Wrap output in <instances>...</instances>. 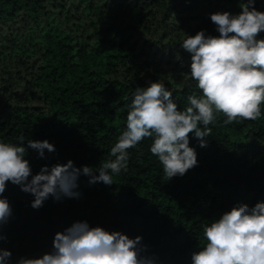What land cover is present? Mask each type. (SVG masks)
Instances as JSON below:
<instances>
[{"label":"trees","instance_id":"1","mask_svg":"<svg viewBox=\"0 0 264 264\" xmlns=\"http://www.w3.org/2000/svg\"><path fill=\"white\" fill-rule=\"evenodd\" d=\"M254 6L264 10V0ZM224 10L238 13L239 0H0V139L23 132L55 145L44 158L28 149L33 174L68 159L99 167L137 85L163 80L181 109L199 92L180 43L200 29L219 35L209 13ZM210 127L206 147L189 133L199 163L183 176L166 180L146 137L113 184L81 174L78 198L50 196L33 208L31 193L6 182L12 214L0 248L11 251L10 264L50 252L54 233L76 220L142 235L144 254L161 264H189L205 243L204 223L235 202L264 200V116L225 123L220 113Z\"/></svg>","mask_w":264,"mask_h":264},{"label":"clouds","instance_id":"2","mask_svg":"<svg viewBox=\"0 0 264 264\" xmlns=\"http://www.w3.org/2000/svg\"><path fill=\"white\" fill-rule=\"evenodd\" d=\"M255 3L239 0L238 13H209L219 35L208 34L205 29L194 35L185 33L180 47L190 54L188 72L199 92L188 94L186 107L181 109L163 80L137 85L125 106V128L110 147V158L99 167H77L68 159L43 165L33 174L25 158L28 149L44 158L45 150L54 152L55 145L48 139L26 138L23 132L16 142L0 139V225L12 214L3 195L6 182L31 193L33 208L41 207L50 196L78 198L81 174L88 176L89 184H113V176L128 169L129 149L146 137L151 138L149 151L168 180L183 176L199 163L189 133L206 147L212 133L210 125L218 114L224 115L225 123L264 116V37L259 36L264 31V10L257 9ZM202 230L205 243L191 251L189 264H264V200L252 206L235 202L218 218L204 223ZM142 241L139 234L130 237L120 230L76 220L54 233L50 252L20 257L15 264H161L155 253L144 254L148 245ZM11 255L9 249L0 248V264H10Z\"/></svg>","mask_w":264,"mask_h":264}]
</instances>
